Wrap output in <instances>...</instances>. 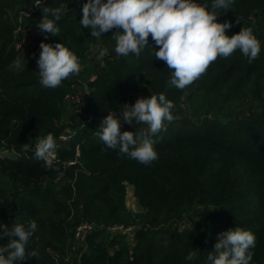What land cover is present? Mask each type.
<instances>
[{
    "label": "trees",
    "instance_id": "1",
    "mask_svg": "<svg viewBox=\"0 0 264 264\" xmlns=\"http://www.w3.org/2000/svg\"><path fill=\"white\" fill-rule=\"evenodd\" d=\"M35 2L0 0V146L15 154L0 157V223L37 224L26 250L38 257L18 264H210L218 234L235 227L255 235L251 264H264V0H233L218 16V22L232 24L228 36L242 27L253 30L261 43L258 58L249 63L239 50L220 57L184 90L170 84L172 71L155 59L151 36L138 58L118 56L115 30L97 40L80 25L87 0H41L40 7ZM195 2L209 9L212 4ZM61 5L68 10L56 22L59 36L42 41L63 43L78 57L81 71L50 89L38 74L42 41L17 47L14 32L17 25L37 29L42 8ZM98 45L108 48L101 59ZM18 57L20 67L14 63ZM76 91L81 102L67 97ZM141 93L165 94L175 105L173 116L185 108L165 122L167 131L151 137L158 159L148 166L107 149L95 134L104 117ZM67 104L76 112L67 115ZM121 123V132L147 128ZM67 126L74 134L58 149L55 170L22 151L36 137H55ZM76 146V162L68 164ZM128 185L135 211L126 206ZM81 221L102 227L69 256ZM116 223L136 226L131 245L106 231ZM8 243L7 236L0 238V246ZM192 251L197 258L186 260Z\"/></svg>",
    "mask_w": 264,
    "mask_h": 264
},
{
    "label": "clouds",
    "instance_id": "2",
    "mask_svg": "<svg viewBox=\"0 0 264 264\" xmlns=\"http://www.w3.org/2000/svg\"><path fill=\"white\" fill-rule=\"evenodd\" d=\"M233 0H212L211 8L195 0H87L81 8L79 20L84 29H89L91 37L99 40L102 34L113 31L111 38L115 41V53L128 57H139L148 46V38L155 44V59L163 61L172 71L170 84L178 90H184L198 80L218 58H227L239 50L252 63L258 58L261 43L253 30L242 27L232 35H226L230 22H218L221 10L230 9ZM40 7L41 0H36ZM67 6L42 8V18L37 29L48 35L59 36L57 21L64 15ZM68 10V9H67ZM239 22V20H237ZM41 51L37 59L40 83L47 88L60 87L62 82L81 71L78 57L63 43H44L39 45ZM101 59L108 55V48L98 45ZM158 49V50H157ZM25 59V57H24ZM15 66H21V58L15 60ZM175 105L165 94H152L139 98L132 105H127L121 116L109 113L101 121L96 135L107 149L119 150L130 159L145 166L158 159L151 138L167 131L165 122L171 123L175 117L172 109ZM130 125L144 124L147 128H138L137 132H121V122ZM35 148L29 144L22 145V151L32 152L35 158L43 161L45 170H55L57 143L54 136L36 137ZM104 151V149H102ZM0 238L7 236L9 243L0 246V264H18L31 257H38L36 251H27L37 224L33 221L25 227L15 223L9 227L0 223ZM16 237V239H13ZM255 235L241 227H235L218 234L214 250L208 252L210 264H251ZM197 253L190 252L185 259L195 260Z\"/></svg>",
    "mask_w": 264,
    "mask_h": 264
},
{
    "label": "rangeland",
    "instance_id": "3",
    "mask_svg": "<svg viewBox=\"0 0 264 264\" xmlns=\"http://www.w3.org/2000/svg\"><path fill=\"white\" fill-rule=\"evenodd\" d=\"M25 13V12H23ZM28 14V13H26ZM23 15V14H21ZM15 35H16V45L17 47L20 46V45H24V44H27V43H33V44H37V43H40L43 39H45V34H42V33H39L38 32V29H33V28H21L20 25H17L16 26V29H15ZM96 50V47L95 46H92V50L91 51H94L95 52ZM139 98H146L145 95L143 93L139 94L138 96L132 98V99H128L126 101V103L120 108V110L116 113L117 116H121L122 115V112L123 110L127 107V105H132L136 102L137 99ZM185 110V108H183L181 106V109L179 110H175L173 113H174V116H178L180 113H182L183 111ZM73 121V119H72ZM71 128H73L71 126ZM15 154L13 152V150L11 149H8V148H5L4 146H0V157H14ZM132 190V188L128 185L127 186V191H129L128 193L126 192V206L135 211L136 208H137V201L133 195V193H130V191ZM185 226H186V222L183 223ZM111 234V233H109ZM111 235H122L120 233H114V234H111ZM124 238H126V236L122 235ZM129 242V245H131L132 243ZM84 239L80 240V241H75L73 239V236H71L70 238V244H69V250H68V254L69 256L71 255H75L78 253L79 250H82L84 248Z\"/></svg>",
    "mask_w": 264,
    "mask_h": 264
},
{
    "label": "built area",
    "instance_id": "4",
    "mask_svg": "<svg viewBox=\"0 0 264 264\" xmlns=\"http://www.w3.org/2000/svg\"><path fill=\"white\" fill-rule=\"evenodd\" d=\"M38 32L41 33L39 30ZM82 96L83 95L81 94L80 91H76L74 93L69 94L67 97L70 100L81 102ZM73 134H74L73 128H71L70 126H67V127H64L62 131L57 136L54 137L57 143L56 161L58 160V149L60 148L61 144L63 142L68 141ZM31 148L34 149L35 144ZM78 155H79V149H78V146H76L75 147V159L69 160L67 161V163L74 164L76 162V157ZM128 192L129 191H127V193ZM130 193H133V191L131 190ZM101 227H102L101 225H98L93 221H81L74 227V230L72 232L73 239L75 241H80L84 239L86 235H88L92 231H95L96 229L101 228ZM105 229L108 233H111V234L120 233L126 236L127 240L130 241V243H133V233L136 229L135 225L125 226L123 224L116 223V224L105 226Z\"/></svg>",
    "mask_w": 264,
    "mask_h": 264
},
{
    "label": "crops",
    "instance_id": "5",
    "mask_svg": "<svg viewBox=\"0 0 264 264\" xmlns=\"http://www.w3.org/2000/svg\"><path fill=\"white\" fill-rule=\"evenodd\" d=\"M65 110L67 112V115L71 112H76V108L74 106L72 107L71 104H67Z\"/></svg>",
    "mask_w": 264,
    "mask_h": 264
},
{
    "label": "water",
    "instance_id": "6",
    "mask_svg": "<svg viewBox=\"0 0 264 264\" xmlns=\"http://www.w3.org/2000/svg\"><path fill=\"white\" fill-rule=\"evenodd\" d=\"M139 209H141V207H139Z\"/></svg>",
    "mask_w": 264,
    "mask_h": 264
}]
</instances>
